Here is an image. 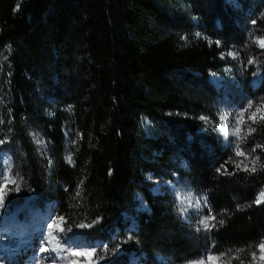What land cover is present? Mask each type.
Segmentation results:
<instances>
[{"label": "trees", "instance_id": "trees-1", "mask_svg": "<svg viewBox=\"0 0 264 264\" xmlns=\"http://www.w3.org/2000/svg\"><path fill=\"white\" fill-rule=\"evenodd\" d=\"M235 1L238 8L225 0H0V108L6 136L23 149L19 178L31 198L53 200L67 224L99 219L80 229L84 238L123 239L119 256L103 264H189L204 247L225 254V264H250L258 252L264 204L253 201L264 186V151L252 154L257 171L245 172L213 130L196 133L201 116L220 118L206 73L236 71L218 55L231 49L243 65L259 61L240 46L264 34V0ZM261 64L260 85L246 87L254 106L264 99ZM252 126L245 151L264 145V124ZM181 178L199 208L224 220L207 236L192 227L194 214H176L164 184L151 191ZM138 196L145 209L135 212Z\"/></svg>", "mask_w": 264, "mask_h": 264}, {"label": "rangeland", "instance_id": "rangeland-1", "mask_svg": "<svg viewBox=\"0 0 264 264\" xmlns=\"http://www.w3.org/2000/svg\"><path fill=\"white\" fill-rule=\"evenodd\" d=\"M229 3L233 7L236 6L238 8V5H235V3L234 4H232L231 2ZM250 36L251 34L245 40L244 44L240 47L247 50L248 54H251L255 56L257 59H259L260 69H261L262 68L261 63H264V50L259 49L254 43H252V38L254 36H264V34L254 35L251 37ZM228 58L231 61L229 64L235 65L239 63V61L232 60V56H228ZM237 65H235L236 71L232 69V66H230V69H232L233 74L239 78V75L241 77V73L239 72V69H237L238 68ZM253 65H252L253 70H257V69L259 70L256 64ZM225 71L228 72L229 70H224V72ZM231 87L233 88L231 89ZM229 89L235 100V101L233 100L234 110L233 113L231 114V118L235 122L236 113L239 112L246 105L249 99L246 92L242 89V87H238L237 84L234 83V85H231ZM2 100H3V91L0 90V106L2 105ZM0 119L4 121L3 124H0V134H3L2 136H0V139L8 140V143L0 145V171H3L4 169L7 168V165L4 163V161L10 157L12 175L13 177H16L18 174V170L16 166L23 157V149L22 147L17 145L12 138L6 136L5 132L7 131V129H9V120L2 113L1 108H0ZM39 138L41 137L39 136ZM41 139L45 143L44 139L43 138ZM147 180L154 182V180L150 176H147ZM161 184L169 186L171 189L170 191L173 193L176 201L179 202V205H177L176 208V214L178 213L181 216L187 217L186 219H189L188 215L194 214L196 217L193 220L194 225L192 227L194 228V230L196 229L198 230L197 235L207 236L208 232L203 231L199 227L200 220L203 217L211 214L208 210L204 211L203 207L200 206L199 208V204L196 201L195 197L188 191V189L185 186L186 185L185 179L184 178L178 179L177 184H172L169 181L162 183L155 182L153 183V190L157 192ZM8 187L12 188L13 186L8 185ZM261 189H264V186L261 187ZM202 197H204V195H201L200 198ZM138 201L139 204L137 203L135 212L145 209L144 202L139 197H138ZM6 203H7L6 210L0 212V261H2V264H37V260H40L42 264H51L54 258L56 259V264H67L66 260H60L59 258H57L56 253L50 252V253L39 254L37 251L43 242V238L46 236L47 225L51 222L52 219L60 216L57 212V206L55 202L49 199L45 194L41 192L38 194L36 198H31L29 196L28 189L25 188V185L22 182L20 183V190L18 192L17 191L8 192V195L6 197ZM203 203L206 206L205 202ZM11 213H17L18 216L16 218L10 219L8 222L4 221L6 216ZM128 217L132 218L131 219L132 221L130 223L132 224L134 221L133 215L131 217L127 215L126 219ZM76 225L77 224L74 223V221L68 222V224L66 223L65 225V227L72 228V232L67 233V236L68 237L73 236L72 238H73L74 246L79 248H96L98 254H100L101 248L104 245L103 242L96 239L91 240L84 238L82 236V233L80 232V228L76 227ZM114 241L115 242L110 246H108V248L112 250L118 247L119 250L115 251L114 254H111L110 251V253L106 256L105 259L110 260L114 257L116 258V256L118 257L119 254L122 252L121 246L124 242L123 239L121 237H117L114 239ZM209 252L212 251H210L209 248L204 247L201 250L199 256L192 259L191 262L198 261L201 258H205ZM73 259H77V258H73ZM79 259L83 260L84 258H79ZM105 259L100 260L99 264H103L105 262Z\"/></svg>", "mask_w": 264, "mask_h": 264}, {"label": "snow or ice", "instance_id": "snow-or-ice-1", "mask_svg": "<svg viewBox=\"0 0 264 264\" xmlns=\"http://www.w3.org/2000/svg\"><path fill=\"white\" fill-rule=\"evenodd\" d=\"M18 9L19 4L17 5V10ZM261 15L264 16V13H262ZM251 23L255 25L256 20H252ZM252 43H254L259 49L264 50V36H254L252 38ZM217 44H219V42H217ZM227 55L232 56L233 59L238 58V53L229 52ZM221 58H224V56L222 55ZM247 63L256 64L257 60L255 58H250ZM200 119L205 123H210L209 119L205 116H201ZM3 123L4 121L0 119V124ZM257 124H264V99H262L259 103H256L255 106L254 102L252 100H249L247 105L236 113L235 123L231 129L228 128L227 121H225V126L220 128V131L226 138L228 136L236 137V140L234 141L235 156L243 158L240 161L230 162L234 163V166L237 169L249 173H255L257 171V165L260 161L259 156H253L252 154L256 152L257 148L264 151V145L255 144L250 151H245L241 147V145L243 143H246L248 136L257 131V129L252 126ZM34 139L35 142L41 146V148L44 147V142L41 138H39L38 134H34ZM6 143H8L7 139H0V145ZM67 159L69 163H74L71 155H69ZM245 161H248V163H245ZM4 163L7 165V168L3 171H0V212L6 210V197L8 195V192H18L20 190V183H22V178H19L18 174L16 177H13L12 175L10 157L7 158ZM260 167L264 169V165H260ZM218 171H220V169H218ZM223 174L230 173H227V171L225 170ZM82 183L83 182L81 181V185ZM8 185H12L13 187L9 188ZM76 195H81L79 187L77 189ZM206 199V197L201 198L203 202H206ZM253 203L256 205L264 204V189H261V191L257 194V197L253 201ZM66 223L67 222L65 220V217L63 216H58L51 220V222L47 225L46 236L43 238V242L37 250L39 254L50 252L56 253L57 258H59L60 260H66L67 264H99V261L105 259L110 251L111 254H114L115 251L119 250L118 247L110 250L107 245H103L101 248V253L98 254L96 248H79L74 246L73 238L67 236V233L72 232V228L65 227ZM98 223H100L99 219H97L93 223H79L76 225V227L80 229L92 228L95 224ZM223 224V219L217 220L216 216L207 215L200 220L199 227L205 232H211L213 229ZM256 247L258 249V252H251L252 260L250 264H264V239H262ZM224 256L225 254L223 253L215 254L209 252L205 258L190 262V264H225L223 260ZM79 258L84 259L81 260ZM0 264H2V261H0ZM37 264H42V262L40 260H37ZM51 264H56L55 258L52 260ZM228 264H230V261L228 262ZM241 264H243V261H241Z\"/></svg>", "mask_w": 264, "mask_h": 264}, {"label": "bare ground", "instance_id": "bare-ground-1", "mask_svg": "<svg viewBox=\"0 0 264 264\" xmlns=\"http://www.w3.org/2000/svg\"><path fill=\"white\" fill-rule=\"evenodd\" d=\"M225 1H227L228 3L229 2H231L232 4H234L235 3V5H238L236 2L237 1H235V0H225ZM239 6V5H238ZM235 8H237L236 6H235ZM242 8V7H241ZM242 10V9H241ZM248 17V16H247ZM249 17H250V15H249ZM243 18V17H242ZM246 18V17H245ZM234 19V18H233ZM248 19V18H247ZM250 19V18H249ZM244 20H246V19H244ZM243 20V21H244ZM251 20V19H250ZM236 22V21H235ZM244 25V24H243ZM249 25H250V23H249ZM241 28V27H240ZM243 28V27H242ZM247 31V30H246ZM229 52H232L231 51V49L228 51L227 50V52L226 53H224V52H222V53H220L219 55H218V58L219 59H221V60H223L224 62L225 61H229V62H231L230 61V59L228 58V56L229 55H227ZM222 55L224 56V58H221L222 57ZM232 60H236L237 61V58L236 59H233L232 58ZM249 60V59H248ZM233 63V62H232ZM243 63V62H242ZM238 64V65H237ZM237 64H235V65H237L238 66V68L237 69H239V72L241 73V77H240V75H239V78L237 77V76H235L234 74H233V70L232 69H230V66H226L223 70H222V72L221 73H216V72H214V71H209V72H207L206 73V80H207V82L211 85V87L214 89V91H215V95H214V97H215V102H216V104H217V106H219V116L218 117H220L219 118V121H218V123L216 122L215 124H213V123H211V121H210V123H205L204 121H202V120H200V122H201V124H202V127L200 128H197L196 129V133H200V132H202L203 131V129L204 128H210L211 130H213V132L216 134V136H217V140H215V141H218V144H220V145H231L232 146V148L234 147V137L233 136H228L227 138L222 134V132L220 131V128L221 127H224L225 126V121H227V125H228V128L229 129H231L232 128V126L234 125V121L232 120V118H231V114L233 113V100H234V98H233V95H232V93H231V91H230V89H229V87L231 86V85H234V83L235 84H237V86L238 87H242V89L246 92V94L248 95V99L249 100H253V98H252V96H251V94L250 93H253V92H251V91H255L257 88H258V86L260 85V83H261V81H262V78H263V70H262V68H261V70H262V72L261 71H259L258 69V71L257 70H253L252 69V65L253 64H248L247 62L243 65L242 64V70H241V67H240V65H239V63H237ZM227 65H228V63H227ZM234 65V66H235ZM256 65H257V63H256ZM254 66V65H253ZM256 67V66H255ZM236 69V68H235ZM224 70H229L228 72H224ZM250 70H252L251 72H250ZM220 71H221V69H220ZM229 72H231V73H229ZM246 72L247 73H249L247 76H246ZM227 73H229V74H232V75H229V74H227ZM235 73V72H234ZM254 73H255V75H254ZM236 74V73H235ZM238 75V74H237ZM233 78V79H231V78ZM236 77V78H235ZM237 79V80H236ZM246 87H248L251 91H248L247 89H246ZM233 87H231V89H232ZM238 89V88H237ZM251 98V99H250ZM235 101V100H234ZM240 105V104H239ZM247 115V114H246ZM217 121V120H216ZM147 125H149L148 124V122L146 123ZM214 134V135H215ZM217 143V142H216ZM182 163V164H181ZM181 163H180V167L183 169V170H187V162H186V160H183V161H181ZM222 165V164H221ZM223 166V165H222ZM222 166H220V167H222ZM223 169V171H225V169H224V167H222ZM221 170V169H220ZM219 172V171H218ZM168 190H171L170 189V187L169 186H167V185H164ZM156 187V186H155ZM151 191L152 192H156V191H154L153 190V188H151ZM140 199H141V197L140 196H138ZM138 197H137V200H138ZM202 201V200H201ZM203 202V201H202ZM204 204V203H203ZM205 204H206V207L208 208V204H207V202H205ZM124 217H126V215H123Z\"/></svg>", "mask_w": 264, "mask_h": 264}, {"label": "built area", "instance_id": "built-area-1", "mask_svg": "<svg viewBox=\"0 0 264 264\" xmlns=\"http://www.w3.org/2000/svg\"><path fill=\"white\" fill-rule=\"evenodd\" d=\"M249 23H250V28H251V26H253V24H252L251 22H249ZM239 65H240L241 70H242V60H241L240 58H239ZM257 66H258V68H259V71L262 72V70L260 69V63H259V61H257ZM250 99H251V98H250ZM247 103H248V101H247ZM247 103H246V105H247ZM246 105H245V106H246ZM245 106H244V107H245ZM244 107H243V108H244ZM243 108H242V109H243ZM233 137H234V136H233ZM235 140H236V137H234V141H235ZM231 150L234 151V147L231 148ZM221 164H222V162H219L218 165H217V168H218V166L221 165ZM208 207H209V206H208Z\"/></svg>", "mask_w": 264, "mask_h": 264}]
</instances>
